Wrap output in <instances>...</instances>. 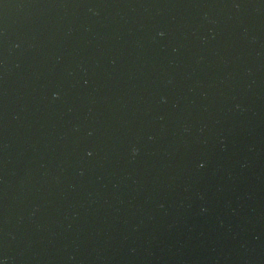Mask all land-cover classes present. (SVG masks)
I'll return each instance as SVG.
<instances>
[{
  "label": "water",
  "instance_id": "obj_1",
  "mask_svg": "<svg viewBox=\"0 0 264 264\" xmlns=\"http://www.w3.org/2000/svg\"><path fill=\"white\" fill-rule=\"evenodd\" d=\"M0 264H264V0H0Z\"/></svg>",
  "mask_w": 264,
  "mask_h": 264
}]
</instances>
